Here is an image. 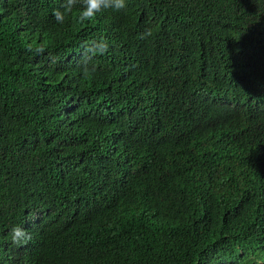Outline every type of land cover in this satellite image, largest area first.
I'll return each mask as SVG.
<instances>
[{
  "label": "trees",
  "instance_id": "trees-1",
  "mask_svg": "<svg viewBox=\"0 0 264 264\" xmlns=\"http://www.w3.org/2000/svg\"><path fill=\"white\" fill-rule=\"evenodd\" d=\"M65 2L0 0V264H264V0Z\"/></svg>",
  "mask_w": 264,
  "mask_h": 264
},
{
  "label": "clouds",
  "instance_id": "clouds-1",
  "mask_svg": "<svg viewBox=\"0 0 264 264\" xmlns=\"http://www.w3.org/2000/svg\"><path fill=\"white\" fill-rule=\"evenodd\" d=\"M81 4L82 8L79 13V20L81 22L94 19L97 13L101 12L103 9L112 8L116 11L126 8L125 0H66L65 4L62 5L64 11L60 9L53 10V16L59 23H63L65 19V13H70L73 7L77 4ZM151 35V30H147L145 33L141 34V37ZM32 45H28V49L32 50ZM108 45L105 41H100L99 43L93 41L91 44L85 47V56L91 57L97 53L103 54L107 51ZM37 51L42 52L43 46H37ZM88 68H84V73L88 74ZM205 78V77H204ZM11 242L15 245H22L31 239L29 233L21 226H14L10 229Z\"/></svg>",
  "mask_w": 264,
  "mask_h": 264
},
{
  "label": "rangeland",
  "instance_id": "rangeland-1",
  "mask_svg": "<svg viewBox=\"0 0 264 264\" xmlns=\"http://www.w3.org/2000/svg\"><path fill=\"white\" fill-rule=\"evenodd\" d=\"M194 84L195 85L196 84H204V85L210 84L211 86H215L216 85L214 80L212 78H210L209 76L207 78L202 77V79L196 80Z\"/></svg>",
  "mask_w": 264,
  "mask_h": 264
}]
</instances>
